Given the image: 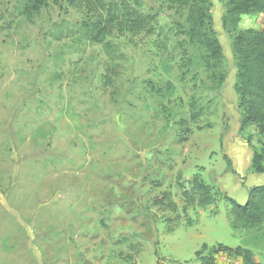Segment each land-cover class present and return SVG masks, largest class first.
<instances>
[{
    "label": "rangeland",
    "instance_id": "obj_1",
    "mask_svg": "<svg viewBox=\"0 0 264 264\" xmlns=\"http://www.w3.org/2000/svg\"><path fill=\"white\" fill-rule=\"evenodd\" d=\"M210 1L221 85L167 0H45L31 15L27 0H0V264H205L219 244L211 264H243L244 248L264 264V226H236L222 197L263 183L235 146L264 139L238 130L227 0ZM130 11L151 30L131 28ZM196 174L213 203L197 204Z\"/></svg>",
    "mask_w": 264,
    "mask_h": 264
},
{
    "label": "trees",
    "instance_id": "obj_2",
    "mask_svg": "<svg viewBox=\"0 0 264 264\" xmlns=\"http://www.w3.org/2000/svg\"><path fill=\"white\" fill-rule=\"evenodd\" d=\"M72 3H85L93 6L101 4V0H70ZM187 10L186 36L188 40L201 46L205 50V66L212 71V78L221 85L226 79V72L221 68L223 49L214 28V19L211 11L210 0H167ZM45 0H27L24 12L31 15L33 11L39 10ZM136 12V11H135ZM259 13L263 14L260 26L257 28L239 29V21L242 15ZM128 15V13H127ZM131 28L139 30H151L150 24L153 17H146L140 13L130 11L129 17ZM223 27L232 35V50L236 59V81L234 91L238 95V106L240 111L239 128L243 133L250 126H255L257 132L264 139V0H227L223 15ZM95 32V31H94ZM90 34V38L101 40L104 33ZM261 137V139H262ZM249 144L250 139L247 138ZM226 160L227 155H224ZM249 171L256 173L264 172V140L259 149H253ZM190 192L196 197L199 205L206 206L213 203L217 198V190L194 175L191 180ZM190 192L183 191L188 197ZM167 196L162 194L159 202ZM234 215L236 226L243 228H258L264 226V183L254 185L248 189V197L244 203L237 202L234 198L223 195ZM172 204V202H169ZM202 248H207L206 244ZM225 249L222 244L208 249V255L201 257L204 260L209 256L211 264L213 254ZM241 254L243 264H260L255 260L250 249H235Z\"/></svg>",
    "mask_w": 264,
    "mask_h": 264
},
{
    "label": "crops",
    "instance_id": "obj_3",
    "mask_svg": "<svg viewBox=\"0 0 264 264\" xmlns=\"http://www.w3.org/2000/svg\"><path fill=\"white\" fill-rule=\"evenodd\" d=\"M238 128H239V124H238ZM245 144V143H244ZM242 144V143H240V144H237L236 143V146L235 147H237V149L239 150V155L237 156L238 158H237V160L239 161V160H242V166L244 165V168L246 167V163H247V160H248V158L250 157V163H249V165H248V167H247V169H249V167H250V164H251V158H252V150H250V148L248 147V145L247 144ZM237 170V169H236ZM237 172H238V174H237V176H242L243 177V180H244V177H245V175H241V173L237 170ZM252 176H257V175H252ZM258 176H260V178L261 177H264V172L262 173V174H259ZM240 179V178H239ZM241 180V179H240ZM255 181V180H254ZM262 181V180H261ZM263 183H264V181H263ZM263 183H260L259 181L257 182V183H252V184H246L245 185V180H244V184H242L244 187H243V191H240L241 193H240V199H239V201H237L236 199V201L237 202H239V203H244L246 200H247V197H248V189L250 188V187H252V186H254V185H259V184H263ZM233 198V197H232Z\"/></svg>",
    "mask_w": 264,
    "mask_h": 264
},
{
    "label": "built area",
    "instance_id": "obj_4",
    "mask_svg": "<svg viewBox=\"0 0 264 264\" xmlns=\"http://www.w3.org/2000/svg\"><path fill=\"white\" fill-rule=\"evenodd\" d=\"M223 257L226 261L224 260V262L219 263V264H234L232 261L233 260L232 256H226V254H225ZM238 263H239V261H238Z\"/></svg>",
    "mask_w": 264,
    "mask_h": 264
}]
</instances>
